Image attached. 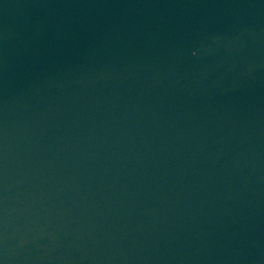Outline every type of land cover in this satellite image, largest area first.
Segmentation results:
<instances>
[{
    "label": "water",
    "instance_id": "water-1",
    "mask_svg": "<svg viewBox=\"0 0 264 264\" xmlns=\"http://www.w3.org/2000/svg\"><path fill=\"white\" fill-rule=\"evenodd\" d=\"M0 264H264V0H0Z\"/></svg>",
    "mask_w": 264,
    "mask_h": 264
}]
</instances>
